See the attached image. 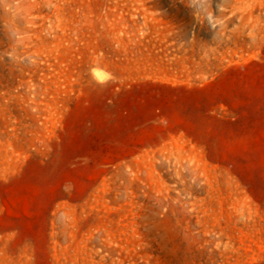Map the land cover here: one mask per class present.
Returning <instances> with one entry per match:
<instances>
[{
    "label": "rangeland",
    "instance_id": "374dc122",
    "mask_svg": "<svg viewBox=\"0 0 264 264\" xmlns=\"http://www.w3.org/2000/svg\"><path fill=\"white\" fill-rule=\"evenodd\" d=\"M0 264H264V0H0Z\"/></svg>",
    "mask_w": 264,
    "mask_h": 264
}]
</instances>
